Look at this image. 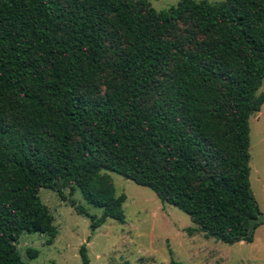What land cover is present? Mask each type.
Here are the masks:
<instances>
[{
	"label": "trees",
	"instance_id": "1",
	"mask_svg": "<svg viewBox=\"0 0 264 264\" xmlns=\"http://www.w3.org/2000/svg\"><path fill=\"white\" fill-rule=\"evenodd\" d=\"M263 77L264 0L161 11L148 0H0V264H26L22 232L57 235L41 188L65 199L76 186L101 208L96 218L69 199L92 234L108 217L123 222L126 196L105 171L150 188L207 237L250 242L249 117Z\"/></svg>",
	"mask_w": 264,
	"mask_h": 264
},
{
	"label": "rangeland",
	"instance_id": "2",
	"mask_svg": "<svg viewBox=\"0 0 264 264\" xmlns=\"http://www.w3.org/2000/svg\"><path fill=\"white\" fill-rule=\"evenodd\" d=\"M178 0H148L156 11L176 5ZM220 2L222 0H207ZM264 92V77L256 93ZM251 190L258 212H264V103L249 117ZM116 194L124 193L125 220L106 218L91 233L90 216L99 218L102 209L86 203L75 186L72 194L41 188L39 197L51 211L57 235L22 232L16 242L26 264H83L79 249L85 245L90 264H264V222L255 228L252 240L227 244L207 237L190 217L177 207L162 202L156 193L130 179L105 171ZM83 206L88 215L78 213L70 204ZM90 239L88 240V237ZM88 240V241H87ZM29 249L36 250L31 256Z\"/></svg>",
	"mask_w": 264,
	"mask_h": 264
},
{
	"label": "water",
	"instance_id": "3",
	"mask_svg": "<svg viewBox=\"0 0 264 264\" xmlns=\"http://www.w3.org/2000/svg\"><path fill=\"white\" fill-rule=\"evenodd\" d=\"M264 222V212H257L255 216L249 218L247 235H253L255 225Z\"/></svg>",
	"mask_w": 264,
	"mask_h": 264
}]
</instances>
